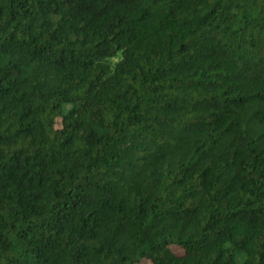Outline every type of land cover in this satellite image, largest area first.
Listing matches in <instances>:
<instances>
[{"label": "trees", "instance_id": "16d2710c", "mask_svg": "<svg viewBox=\"0 0 264 264\" xmlns=\"http://www.w3.org/2000/svg\"><path fill=\"white\" fill-rule=\"evenodd\" d=\"M147 262L264 264V0H0V264Z\"/></svg>", "mask_w": 264, "mask_h": 264}, {"label": "rangeland", "instance_id": "374dc122", "mask_svg": "<svg viewBox=\"0 0 264 264\" xmlns=\"http://www.w3.org/2000/svg\"><path fill=\"white\" fill-rule=\"evenodd\" d=\"M116 61H117V59H114V62H116ZM146 264H149V263L147 262Z\"/></svg>", "mask_w": 264, "mask_h": 264}]
</instances>
